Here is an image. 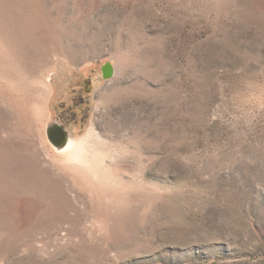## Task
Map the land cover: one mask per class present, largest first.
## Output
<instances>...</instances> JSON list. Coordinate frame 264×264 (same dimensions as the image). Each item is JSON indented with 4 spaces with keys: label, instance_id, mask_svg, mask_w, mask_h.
I'll return each mask as SVG.
<instances>
[{
    "label": "rangeland",
    "instance_id": "obj_1",
    "mask_svg": "<svg viewBox=\"0 0 264 264\" xmlns=\"http://www.w3.org/2000/svg\"><path fill=\"white\" fill-rule=\"evenodd\" d=\"M0 264H264V0H0Z\"/></svg>",
    "mask_w": 264,
    "mask_h": 264
},
{
    "label": "bare ground",
    "instance_id": "obj_2",
    "mask_svg": "<svg viewBox=\"0 0 264 264\" xmlns=\"http://www.w3.org/2000/svg\"><path fill=\"white\" fill-rule=\"evenodd\" d=\"M111 72H112V68L109 65L108 68H107L106 73L110 74ZM79 143L80 142H78L77 140H74L72 137H69V134H68V138H67L66 142L64 144H62V145H56V146H57V150H59L62 153H65L67 156H69L70 160L71 159L75 160L76 158H79V156H81L80 153H82ZM84 149H86V146H85ZM82 157H83V155H82Z\"/></svg>",
    "mask_w": 264,
    "mask_h": 264
},
{
    "label": "water",
    "instance_id": "obj_3",
    "mask_svg": "<svg viewBox=\"0 0 264 264\" xmlns=\"http://www.w3.org/2000/svg\"><path fill=\"white\" fill-rule=\"evenodd\" d=\"M107 76H109V74H107ZM48 137L53 144L62 145L66 142L68 138V131L63 125L59 123H54L48 128Z\"/></svg>",
    "mask_w": 264,
    "mask_h": 264
}]
</instances>
